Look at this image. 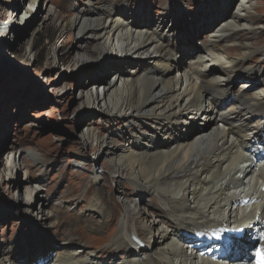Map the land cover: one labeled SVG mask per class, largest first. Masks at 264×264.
<instances>
[{
  "label": "bare ground",
  "instance_id": "1",
  "mask_svg": "<svg viewBox=\"0 0 264 264\" xmlns=\"http://www.w3.org/2000/svg\"><path fill=\"white\" fill-rule=\"evenodd\" d=\"M118 1L97 7L87 1L68 15L48 5L28 29L32 56L34 38L58 23L77 42L66 56L72 57V69L101 59L120 61L89 78L78 108L118 122L99 135L90 120L77 133L81 150L104 153L107 172L91 169L82 193L73 197L85 202L75 221L66 219L64 201L46 207L48 214L41 210L40 220L34 209L42 183L30 170L32 163L44 165L43 154L5 143L11 150L1 169L4 180L14 183L25 169L26 182L11 205L29 218L30 234L14 246L1 245L0 264H48L53 230L62 233L63 246L50 264H258V253L264 254V164L249 151H257L253 142L264 132V80L250 63L256 53L264 61V44L257 47L256 31L264 30L263 17L255 14L259 3L222 0L193 16L171 2L156 16L147 7ZM30 2L27 10L12 9L0 25L1 37L31 23L40 0ZM216 19L206 42L193 45L196 24L210 30ZM59 51L57 46L48 54V66L58 61ZM240 77L238 91L232 90ZM65 138L53 136L58 143ZM123 180L130 191H105ZM84 227L106 232L108 245L94 249L101 239L89 243Z\"/></svg>",
  "mask_w": 264,
  "mask_h": 264
},
{
  "label": "rangeland",
  "instance_id": "2",
  "mask_svg": "<svg viewBox=\"0 0 264 264\" xmlns=\"http://www.w3.org/2000/svg\"><path fill=\"white\" fill-rule=\"evenodd\" d=\"M87 1H91L92 5L97 7L108 0H40L35 18L31 23L20 24L14 27L12 32L9 28L10 30L4 37H1L0 33V246H14L30 234L29 218L19 216L11 205L12 198L19 196L26 182L25 169L22 168L16 175L14 183L5 181L1 171L3 163L7 160L8 153L6 152L10 149L7 146L8 143L37 149L43 154L44 165L41 163L33 165L32 163L30 170V176L33 179H39L42 183V189L35 197L38 205L34 209V213L40 217V220L41 210L43 213L46 207L51 206V203L56 205L64 201L62 210L66 219L75 221L78 217V210L85 206V202L83 200L76 202L73 197L82 193L83 187L89 181L91 169L98 167L107 172L103 161L104 153L99 152L94 155L91 150H81L79 148L81 142L77 133L87 125L88 121L94 120L99 127L96 132L103 135L114 128L118 120L100 117V113L95 109L79 110V98L82 94V87L89 81V78L95 76L97 71L114 67L120 61L107 60L105 62L101 59L91 65L72 69L70 66L72 57L66 59V56L70 52L73 55L77 42L76 39L70 37V33L63 35L58 23H51L49 28L34 38L35 56L30 55L28 51L31 39L28 29L36 19L43 16L44 9H48V5H55L58 10L68 15L75 8L87 6ZM129 1L133 8L144 6L157 16L171 2L177 7H186V10L189 9L188 11L193 15L202 6L219 5L222 0ZM256 1L259 4L258 12L255 14L264 19V0ZM30 4V0H0V25L10 18L12 9L22 7L27 10ZM236 5L234 10H236ZM219 11L216 14H219ZM227 13V15H233V13ZM217 20L211 23L210 30L203 28L204 24H196L192 44L202 45L204 41L206 42L205 34L216 28L213 26ZM256 32L258 33L257 47H259L264 44V30ZM57 46H60L58 61L48 66L46 64L48 54ZM178 54L180 59L184 58L182 53ZM234 54L236 55V52ZM250 63L260 68L259 78L264 80V61L260 54L256 53ZM243 80L244 78L240 77L237 80L239 82L232 85V90L238 91L239 83ZM69 84L71 87L65 89ZM85 119H87L86 122H83ZM80 124L83 126L75 131L74 127ZM56 133L63 134L66 137L65 140L55 142L53 136ZM116 137L117 141L122 140L119 135ZM26 160L31 161L32 159L26 155ZM76 160H80L83 166H75L74 161ZM121 182L106 185L105 191L111 196H117V189L121 186L128 191L131 190L125 180ZM74 201L76 205L67 211L66 205ZM47 211L43 214H48ZM83 231L90 236L89 243L95 241L93 238L101 239V242L97 244L98 248L92 246L97 251L108 245V242L103 241L106 232L96 233L85 227ZM53 232L50 234L52 243H54L52 252L63 246L62 233L54 230Z\"/></svg>",
  "mask_w": 264,
  "mask_h": 264
},
{
  "label": "snow or ice",
  "instance_id": "3",
  "mask_svg": "<svg viewBox=\"0 0 264 264\" xmlns=\"http://www.w3.org/2000/svg\"><path fill=\"white\" fill-rule=\"evenodd\" d=\"M258 256H262V259L258 261V264H264V254L258 253Z\"/></svg>",
  "mask_w": 264,
  "mask_h": 264
}]
</instances>
